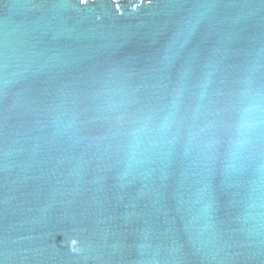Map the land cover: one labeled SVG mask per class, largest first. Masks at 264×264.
Wrapping results in <instances>:
<instances>
[{"label": "water", "instance_id": "95a60500", "mask_svg": "<svg viewBox=\"0 0 264 264\" xmlns=\"http://www.w3.org/2000/svg\"><path fill=\"white\" fill-rule=\"evenodd\" d=\"M0 264H264V0H0Z\"/></svg>", "mask_w": 264, "mask_h": 264}, {"label": "snow or ice", "instance_id": "6c2138e0", "mask_svg": "<svg viewBox=\"0 0 264 264\" xmlns=\"http://www.w3.org/2000/svg\"><path fill=\"white\" fill-rule=\"evenodd\" d=\"M80 2H81V3H83V2H84V0H80ZM148 2H149V3H151V2H152V0H148ZM116 7H117V8H119V4H117V5H116Z\"/></svg>", "mask_w": 264, "mask_h": 264}]
</instances>
